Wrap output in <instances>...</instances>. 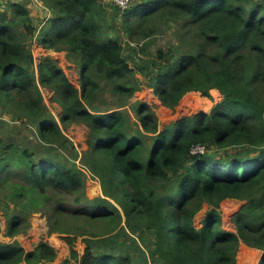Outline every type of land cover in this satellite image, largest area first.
<instances>
[{
  "label": "trees",
  "instance_id": "1",
  "mask_svg": "<svg viewBox=\"0 0 264 264\" xmlns=\"http://www.w3.org/2000/svg\"><path fill=\"white\" fill-rule=\"evenodd\" d=\"M38 1L52 11L40 26L30 12L37 0L0 7V98L19 123L13 137L0 131L8 234L24 230L22 213L44 211L50 232L68 233L71 257L63 264L73 257L81 264H238L241 241L264 250V0H136L120 16L130 38L151 37L157 22H179L184 31L177 32L179 55L170 47L152 62L134 59V66L108 30L104 0ZM32 35L77 58L80 88L52 55L38 69L32 65ZM139 70L166 107L174 109L189 91L211 97L217 88L222 98L210 112L187 113L162 128L155 110L140 101L145 131L132 130L127 110H104L96 100L103 82L123 99L133 95ZM42 86L54 91L59 116ZM74 123L90 129L82 152L64 130ZM198 144L208 151L192 153ZM78 159L100 180L103 195H87L89 174ZM226 198L245 200L235 230L222 227ZM205 203L211 207L199 227L195 216ZM88 221L98 230L90 232ZM131 234L141 243L122 241ZM78 235L108 239L87 244L80 257ZM57 253L47 240L32 250L0 240V264H38Z\"/></svg>",
  "mask_w": 264,
  "mask_h": 264
},
{
  "label": "rangeland",
  "instance_id": "2",
  "mask_svg": "<svg viewBox=\"0 0 264 264\" xmlns=\"http://www.w3.org/2000/svg\"><path fill=\"white\" fill-rule=\"evenodd\" d=\"M136 0H132L134 3ZM131 3V4H132ZM40 4L42 2L40 1ZM105 7L107 11V19L109 25V32L112 36L119 37L127 51V54H131L130 63L132 66L135 65L134 59L136 61L139 58H142V63L152 62L153 59H159L158 53L159 50H169L170 47L174 50L176 55L180 54V51L177 50L178 45H180V40L178 38V30H180L179 22H173L168 27H162V23L157 22L153 25L157 29L151 37L149 38H130L126 33L123 25L122 19L120 20V16L123 13L120 8H116L112 4L105 2ZM5 10H8L10 7L4 5ZM50 16L52 15V11L49 9ZM2 10H0V15L2 14ZM43 15V13H42ZM45 15L43 16V18ZM35 19L36 22H39L42 17L38 15ZM44 23V20L40 23ZM184 29L181 28L180 32H183ZM28 50L33 54V62L36 68L41 61V58L46 55H52L56 58L68 74L70 80L80 88V64L75 56H69L66 50H54L52 48L44 47L39 41L38 38H34L33 35L27 38ZM182 50H186V47L180 46ZM38 69V68H37ZM137 77L139 79V88L135 91L133 95L128 98H121L117 94H114L113 91L110 90L108 85L103 82L102 91L97 95L96 103L100 105L101 109L104 110H112L123 108L127 110L128 115L131 120V128L132 130H144L141 126V122L138 116V103L140 101L147 102L152 109L155 110L159 119V128H162L163 125L170 123L173 120L179 119L184 114H195L199 111L210 112L214 105L221 100L222 94L217 92L215 89H211V97L204 96L199 91H189L187 92L180 103L173 109L170 107H166L163 105L157 94L155 93L154 87L149 85V78L142 72L137 71ZM45 102L48 104L49 108L52 112L59 116L62 111V106L54 100V91L48 87H41ZM3 101L0 98V118H6L4 123L0 120V131L3 133V136L13 137V134L18 132V125L16 121H14L12 115L7 114L3 108ZM10 112V111H9ZM12 113V112H11ZM6 123V124H5ZM21 124V123H20ZM67 135L75 142L78 146V150L81 152L88 148L87 138L89 135V127L84 123H74L68 127H64ZM145 131V130H144ZM23 133H29L28 129L23 126ZM50 150V148H47ZM211 150L215 151L214 154H222V148H212ZM208 149H205V152ZM70 156L69 153L66 154ZM78 165L86 169V167L82 164V162L78 159ZM87 171V169H86ZM88 177L86 180V192L89 197H95L99 195H103V188L101 186V182L98 178H95L90 175L89 171ZM245 200L237 199V198H226L221 202L220 211L222 216V227L229 230H235V214L243 204ZM230 205V206H229ZM211 205L205 203L203 208L197 213L195 216V223L197 226H202V221L205 218L208 210ZM232 207V208H231ZM17 208L14 202H11L10 210L11 212ZM14 212V211H13ZM22 217H26L23 222L24 230L18 233L15 236H11L8 234V226H7V216L5 213V207L1 204L0 206V240L12 242L17 241L20 244H24L23 246L28 250H32L36 247V245L41 241H48L52 246H54L58 253L57 257L53 261H43L38 264H63L64 261L71 257V248L68 242V233L63 232H50L49 224H48V215L40 210L34 211L30 214L22 213ZM88 230L91 232L92 229L98 230V223L89 221L87 223ZM53 237V240H52ZM108 238H93L90 235L81 236L78 235L74 237V245L78 250L80 257L83 255L87 244H99L102 245ZM56 243H54V242ZM126 244H132L133 241L140 242V238H134L131 234L130 236H126V238L122 239ZM141 243V242H140ZM141 247L147 250V244H141ZM262 249L252 247L249 244L241 241L237 253V261L238 264H258L260 260V254ZM252 258L253 261L251 263L245 262L247 259ZM245 262V263H244ZM27 264L26 262H23ZM69 264H81L79 258L73 257L70 259Z\"/></svg>",
  "mask_w": 264,
  "mask_h": 264
},
{
  "label": "crops",
  "instance_id": "3",
  "mask_svg": "<svg viewBox=\"0 0 264 264\" xmlns=\"http://www.w3.org/2000/svg\"><path fill=\"white\" fill-rule=\"evenodd\" d=\"M19 0H0V7L2 8V9H4L3 7H4V5H7V6H9V4H11V2H18ZM37 2H38V4L36 5L34 2H32V4H30V7H31V16L33 17V20H34V22L37 24V25H42V24H44V23H42V24H40L43 20H44V22L46 21V19H47V16H46V14H45V8L43 9V7H42V4H40V1H38L37 0ZM39 5H41V6H39ZM42 13H43V15H42ZM38 15H40V17H42L41 19H40V21L39 22H36L35 21V19H37L36 17L38 16ZM45 15V17L43 18V16ZM34 38H36V37H34ZM213 89H217V88H213ZM218 90V89H217ZM52 240H53V237H52ZM54 242V241H53ZM55 243V242H54ZM56 244V243H55ZM24 245V244H23ZM25 246V245H24ZM27 249V248H26ZM28 250V249H27ZM262 251V250H261ZM260 256H261V254H260Z\"/></svg>",
  "mask_w": 264,
  "mask_h": 264
},
{
  "label": "built area",
  "instance_id": "4",
  "mask_svg": "<svg viewBox=\"0 0 264 264\" xmlns=\"http://www.w3.org/2000/svg\"><path fill=\"white\" fill-rule=\"evenodd\" d=\"M104 1L112 4L116 8H120L121 10H125L132 3V0H104ZM45 14L47 18L50 16V12L48 8H45ZM205 149L206 146L204 144H198L192 148V153L204 152Z\"/></svg>",
  "mask_w": 264,
  "mask_h": 264
},
{
  "label": "bare ground",
  "instance_id": "5",
  "mask_svg": "<svg viewBox=\"0 0 264 264\" xmlns=\"http://www.w3.org/2000/svg\"><path fill=\"white\" fill-rule=\"evenodd\" d=\"M230 206V205H229ZM232 208V207H231ZM253 261V259L252 258H250V259H247L245 262H247V263H251ZM244 262V263H245Z\"/></svg>",
  "mask_w": 264,
  "mask_h": 264
},
{
  "label": "water",
  "instance_id": "6",
  "mask_svg": "<svg viewBox=\"0 0 264 264\" xmlns=\"http://www.w3.org/2000/svg\"><path fill=\"white\" fill-rule=\"evenodd\" d=\"M264 254V250H262V252H261V256H260V259H261V257H262V255Z\"/></svg>",
  "mask_w": 264,
  "mask_h": 264
}]
</instances>
